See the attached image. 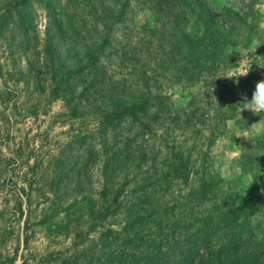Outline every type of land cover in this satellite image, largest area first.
Wrapping results in <instances>:
<instances>
[{
  "label": "rangeland",
  "instance_id": "1",
  "mask_svg": "<svg viewBox=\"0 0 264 264\" xmlns=\"http://www.w3.org/2000/svg\"><path fill=\"white\" fill-rule=\"evenodd\" d=\"M124 1L38 0L24 9L27 36L0 35V264H146L180 259L198 235L216 248L241 233L264 240V113L227 109L231 89L221 86L249 71L239 104L264 80V16L255 8L264 0H203L253 28L234 31L248 49L211 69L214 85L201 82L208 71L184 67L182 34L197 39L206 24L192 0H170L183 17L176 20L148 0L123 9ZM104 40L90 87L93 75L75 79L72 71ZM137 79L168 97L163 111L179 126L169 119L128 140L127 131L114 141L98 135L110 103L128 102ZM221 111L233 118L220 122ZM141 150L147 156L136 162ZM124 183L145 189L117 208L103 189ZM128 204L142 216L128 218Z\"/></svg>",
  "mask_w": 264,
  "mask_h": 264
},
{
  "label": "trees",
  "instance_id": "2",
  "mask_svg": "<svg viewBox=\"0 0 264 264\" xmlns=\"http://www.w3.org/2000/svg\"><path fill=\"white\" fill-rule=\"evenodd\" d=\"M35 1L38 0L7 1L5 6L0 8V35L23 34L24 36H27L28 29L26 28V20L24 19L26 16L24 9L29 8L31 2L33 3ZM148 1L151 6L153 5L154 13L165 15L174 19H183V17L179 15L180 13H175L176 7L170 0ZM192 1L204 14L206 24L204 26L203 34L197 39H193L187 33L182 34L180 43L185 48L187 54L190 57L189 60L184 64V67L185 69L189 70L190 68H187V65H193L194 67H200L201 72L203 71L205 73L208 71L207 77L203 78L201 82L211 85V83L214 82L213 77L215 75V73H210L213 67L215 69L217 66L219 68L220 65H223L224 63H233V56L240 52L243 53L245 49H248V45L242 46L238 44L239 39H235L233 41L232 35L234 31L246 29L247 32H251L253 28L247 26L241 15L237 13L232 14L228 11L215 10L213 8L209 9L207 7L204 8V5H202V3H204L203 0ZM128 5L129 1L125 0L123 3V9H125ZM221 20H223L224 25L218 24ZM212 30L218 33L212 34ZM219 36L223 37L221 38ZM225 38H228L229 40H226ZM204 40L207 41L205 47H200L197 49L196 46L199 45V43H202ZM106 44V40H104L97 46L93 45V50L91 53L87 54V61H84L83 65H81L75 71H72L73 77L75 79L86 78L91 74L93 76L90 81H88L87 86L95 87V80H98L100 77V75L97 77V62L99 61L100 54ZM177 51L178 49L175 48L174 52L171 54L174 55V58ZM247 77L248 76L243 77V80L238 85L232 84L230 87H227L225 84L221 85L220 82L217 83L225 88L231 89V97L228 99L230 102L227 105V109L231 108V106H234L240 110L241 106L234 101L236 100L235 94L236 92H241L242 89L245 90ZM212 84L214 85V83ZM132 86L136 87V90H134V95L128 102L123 103L122 100H116L114 103H110L112 109L108 111L101 119L98 135L100 134L102 137H110L111 141H114L119 138L117 136L118 133L127 131L128 140L132 137L138 138L139 136L154 134L159 127H163V129H165L164 127H166L165 125H168L167 120L169 119L171 120L172 125L176 127L179 126L178 122L180 120L178 118L176 121H172L173 117H169L171 115L170 112L164 113L163 111L162 102L168 98L166 95L164 96L161 93L152 94L150 89H145V87H143V80L140 79H137L136 82L132 84ZM245 91L248 92L247 90ZM154 108H157L158 111L152 112ZM189 108L191 109L192 106ZM193 113L194 112L190 111L191 115ZM227 114V112L225 113L224 111H221L218 113L217 118L220 119V122L231 120L233 117H228ZM184 115L189 116V114ZM241 115H244V112L241 113ZM173 116L177 117V114L174 113ZM165 117L167 118L162 120ZM185 120H188L185 122L186 124L190 123L189 119ZM150 125L156 126L154 131L149 128ZM98 144L104 147V139ZM121 144L120 145L122 148L127 146L126 142ZM253 147L254 148H250L247 152L244 151L243 156L248 158L250 150L252 151V149L258 148L255 145ZM77 150L80 149H76L74 151ZM141 152L143 153H139L140 155L137 157L136 162L145 160L147 155L144 154L143 150H141ZM129 175L131 176L132 172ZM128 177V175L124 176V181L126 183L128 182L126 180ZM126 183L118 185L115 184L112 188L103 189V195L111 198L112 202L115 204L117 203V208H119V205H121V203H118V201H120L119 199L128 197L130 194H136L138 191H144L145 189L140 188L138 185V187L131 189V191H127ZM153 193H155V191ZM144 197L145 199H148L146 195H144ZM146 201L147 200H145V202ZM124 212L128 215V218H135L136 212L138 214L136 216H142L139 215V210H135L132 204H128V206L124 209ZM128 222L129 221H127L126 224ZM198 236L199 237H196V239L191 242L188 250L181 256L180 259H153L149 260L146 264H264V240L262 241L258 238H255L252 234L243 235V233H241L240 235H235L231 241L228 242V244L218 246V248H216V246L212 243L208 235Z\"/></svg>",
  "mask_w": 264,
  "mask_h": 264
},
{
  "label": "clouds",
  "instance_id": "3",
  "mask_svg": "<svg viewBox=\"0 0 264 264\" xmlns=\"http://www.w3.org/2000/svg\"><path fill=\"white\" fill-rule=\"evenodd\" d=\"M255 8L258 12H260L261 16H264V3H257ZM259 27L264 29V19L261 20ZM249 71H241L238 73H231L224 78L233 79L242 76H246ZM238 83V81H237ZM241 105L240 112L250 111L254 115H258L260 113H264V80H260L255 85V90L252 93L251 99L247 96H243L241 98ZM256 125L254 124L253 127Z\"/></svg>",
  "mask_w": 264,
  "mask_h": 264
}]
</instances>
